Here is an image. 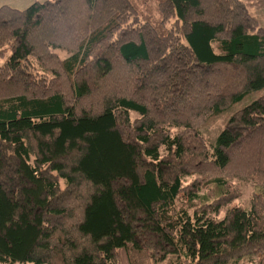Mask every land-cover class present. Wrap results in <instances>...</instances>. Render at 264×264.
I'll return each instance as SVG.
<instances>
[{
  "label": "trees",
  "instance_id": "obj_1",
  "mask_svg": "<svg viewBox=\"0 0 264 264\" xmlns=\"http://www.w3.org/2000/svg\"><path fill=\"white\" fill-rule=\"evenodd\" d=\"M263 9L0 6V264H264Z\"/></svg>",
  "mask_w": 264,
  "mask_h": 264
},
{
  "label": "rangeland",
  "instance_id": "obj_2",
  "mask_svg": "<svg viewBox=\"0 0 264 264\" xmlns=\"http://www.w3.org/2000/svg\"><path fill=\"white\" fill-rule=\"evenodd\" d=\"M43 1H45V0H43ZM43 1L41 0V2H43ZM26 6L27 5L23 6L22 8L23 9L27 8L28 6L27 7ZM12 7H14V6H12ZM257 14L259 15V18H260V25L264 26V9L258 11ZM3 61H4V59L3 60L0 59V65L3 63ZM239 107H236L234 110L238 109ZM228 114H229L228 112L225 113L220 118H218L214 123H212L209 128L204 130V135H205V137H206V139L208 141L214 140L216 134L222 128V126L224 124V121L226 119V116ZM237 185H239L241 190H242V196L239 199H237L236 201H234L232 203V206L233 205H244V206H247L249 204V199H250L251 193L253 191L252 190L253 188H252V186L250 184H243V183L237 182ZM223 214H224V209L222 210L220 216H222ZM120 255H121L122 264H129L126 252L124 250H122L120 252Z\"/></svg>",
  "mask_w": 264,
  "mask_h": 264
},
{
  "label": "crops",
  "instance_id": "obj_3",
  "mask_svg": "<svg viewBox=\"0 0 264 264\" xmlns=\"http://www.w3.org/2000/svg\"><path fill=\"white\" fill-rule=\"evenodd\" d=\"M36 1L41 2V0H0V6L10 5V6H14V8L23 9L22 8L23 6L25 5L30 6L32 3Z\"/></svg>",
  "mask_w": 264,
  "mask_h": 264
}]
</instances>
